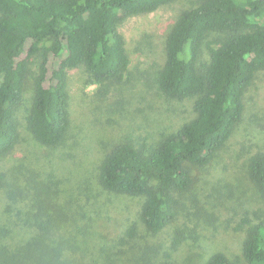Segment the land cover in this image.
Returning a JSON list of instances; mask_svg holds the SVG:
<instances>
[{
  "label": "rangeland",
  "instance_id": "1",
  "mask_svg": "<svg viewBox=\"0 0 264 264\" xmlns=\"http://www.w3.org/2000/svg\"><path fill=\"white\" fill-rule=\"evenodd\" d=\"M197 1L120 23L130 58L121 82L95 84L83 68L69 71L70 126L56 147L40 145L27 129L29 82L16 112L19 143L0 160V264H32L31 253L96 264H206L217 253L241 259L248 222L264 215L248 172L249 160L264 154V71L213 161L190 166L191 185L160 232L141 223V198L108 192L98 181L101 162L117 145H154L194 117V99L166 98L156 79L169 30Z\"/></svg>",
  "mask_w": 264,
  "mask_h": 264
},
{
  "label": "trees",
  "instance_id": "2",
  "mask_svg": "<svg viewBox=\"0 0 264 264\" xmlns=\"http://www.w3.org/2000/svg\"><path fill=\"white\" fill-rule=\"evenodd\" d=\"M175 1L0 0V160L19 143L16 112L30 81L27 129L40 145L56 147L70 126L69 71L83 68L95 84L121 82L130 58L118 26ZM165 54L158 88L170 100L194 99V117L154 145H117L98 176L104 190L142 199L139 219L154 234L175 219L190 166L211 163L230 139L246 92L264 71V0H198L169 30ZM248 172L264 201V154L249 160ZM248 224L241 259L217 253L206 264H264V215Z\"/></svg>",
  "mask_w": 264,
  "mask_h": 264
}]
</instances>
